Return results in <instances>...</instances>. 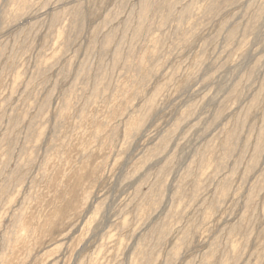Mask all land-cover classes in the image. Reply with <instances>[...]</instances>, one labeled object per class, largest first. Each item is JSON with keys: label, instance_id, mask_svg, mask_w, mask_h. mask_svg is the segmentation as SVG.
<instances>
[{"label": "rangeland", "instance_id": "rangeland-1", "mask_svg": "<svg viewBox=\"0 0 264 264\" xmlns=\"http://www.w3.org/2000/svg\"><path fill=\"white\" fill-rule=\"evenodd\" d=\"M211 1L0 0V264H264V0Z\"/></svg>", "mask_w": 264, "mask_h": 264}, {"label": "bare ground", "instance_id": "bare-ground-1", "mask_svg": "<svg viewBox=\"0 0 264 264\" xmlns=\"http://www.w3.org/2000/svg\"><path fill=\"white\" fill-rule=\"evenodd\" d=\"M161 1H163V0H161ZM161 1H160V3H161ZM177 1V0H176ZM213 1V0H212ZM212 1H211V3H212ZM214 1H216V0H214ZM213 1V4H211L210 3V9L211 8H213L212 10H214V7L216 6ZM221 1V0H220ZM224 1V0H223ZM222 1V2H223ZM28 2H29V0H28ZM77 2V1H76ZM158 0H141V6H140V8H141V11H140V14H139V16H138V25H137V27L136 28H134L135 29V31H134V36H133V40H134V42H135V40H137V42H138V39L140 40V37L141 36H143L146 32L147 33H149L150 31H149V29H150V27H151V25H150V21H149V15H150V13H152V12H154L155 13V11L157 10V11H159V7H158ZM164 2H166L167 4L165 5V3H163V5H165V11H166V13L165 14H163L164 12H163V10H160L159 12L160 13H162L163 14V20H162V22H165V20H167L168 19V17L176 10V6H177V4H176V6H175V0H169V1H166V0H164ZM180 2V1H179ZM218 2V1H217ZM216 2V3H217ZM74 4H75V2H73ZM219 3V2H218ZM26 4L28 5V3H27V0H22V15H24V10L26 9L25 7H26ZM79 4V3H78ZM189 4H191V3H189ZM186 5V6H183V9L182 10H180V11H182V15L180 16V18H182L185 14H186V12L187 11H189V9H191V5ZM193 5V4H192ZM71 6V5H70ZM74 6V5H73ZM78 6V5H77ZM76 6V9H75V11H76V14H78V12L80 11V7L78 6L77 7ZM217 6H218V4H217ZM33 7V6H32ZM75 7V6H74ZM164 8V7H163ZM174 8H175V10H174ZM217 9V8H216ZM215 9V10H216ZM18 11H20V10H18ZM67 11V10H66ZM71 11V10H70ZM156 11V12H157ZM208 11V10H207ZM211 11V10H210ZM69 12V11H68ZM261 12V11H260ZM174 13H176V12H174ZM261 13H263V12H261ZM261 13H259V14H261ZM19 14V13H18ZM55 14V13H54ZM62 14H63V12H62ZM156 14V13H155ZM155 14H153V15H155ZM258 16V15H257ZM260 16V15H259ZM26 17V16H25ZM39 17V16H38ZM37 17V18H38ZM58 17V13L56 14V17H55V19L57 20V19H59V17ZM152 17V16H151ZM150 17V18H151ZM162 16L160 15V18H161ZM18 18V17H17ZM255 18H257V17H255ZM13 19V18H12ZM22 19V18H21ZM26 19V18H25ZM63 19V18H62ZM170 19V18H169ZM259 19V18H258ZM16 21H18V20H16ZM20 21V20H19ZM161 21V20H160ZM21 22V21H20ZM26 22V21H25ZM128 23V25H126V26H129L130 27V22L129 21H127ZM22 24H23V21H22ZM164 24V23H163ZM162 24V25H163ZM14 25H16V24H14ZM64 30V28H62V31ZM61 31V32H62ZM149 31V32H148ZM59 32H60V30H59ZM113 33V32H112ZM112 33L110 32L109 33V31H108V34H107V37H106V42H105V39H104V42H105V44H104V46H110V44L112 43V41L114 40V35H112ZM106 35V34H105ZM147 35V34H146ZM144 37V36H143ZM136 45V44H135ZM103 46V47H104ZM118 46V45H117ZM108 49V48H107ZM106 50V49H105ZM115 52L113 53L114 54V56H113V60H114V65L115 64H117L119 61H120V58H122L121 57V51H122V49L120 48V46L119 47H116V49L114 50ZM142 59V58H141ZM140 62H141V60H140ZM142 62H143V60H142ZM140 64V63H139ZM116 66V65H115ZM237 86V85H236ZM239 87V86H238ZM98 89V88H97ZM236 89H237V87H236ZM239 91V90H238ZM155 95V94H154ZM153 95V96H154ZM156 100V99H155ZM255 101H257V100H255ZM149 106L151 107L153 104H155L154 102H153V98H152V100H150V102H149ZM150 107H147L148 109H150ZM247 112H249L248 110H247ZM247 113L245 112V115H246ZM249 114V113H248ZM140 119V118H139ZM141 120V119H140ZM134 122V121H133ZM132 122V123H133ZM144 123V122H143ZM140 124V123H139ZM237 124H239V123H237ZM141 125V124H140ZM142 126V125H141ZM140 126V127H141ZM227 126V125H226ZM239 126V125H238ZM263 126H264V124H263ZM140 127H138V128H140ZM233 129V128H232ZM263 129V128H262ZM137 130V129H136ZM229 131V130H228ZM261 132V131H260ZM232 133V132H231ZM260 134V133H259ZM239 135V134H238ZM235 136V133L233 132L231 135H230V137L231 138H233ZM260 137H261V140L263 139V137H264V132L262 131L261 132V135H259ZM228 137V136H227ZM229 138V137H228ZM230 139V138H229ZM228 139V140H229ZM236 139V138H235ZM224 140H225V137H224ZM223 140V141H224ZM226 141V140H225ZM230 141H231V139H230ZM229 141V142H230ZM227 142V141H226ZM224 143V142H223ZM228 144V143H227ZM258 144V143H257ZM261 148H263V142H262V147H261V143L258 145V147H257V152H256V154H257V156H259L258 155V153H259V151L261 150ZM262 154V153H261ZM261 156V155H260ZM255 157V156H254ZM254 159V158H253ZM255 160H258V159H255ZM169 163V162H168ZM256 163H257V161H256ZM254 165H255V162H254ZM253 165V166H254ZM168 168V167H167ZM227 181V180H226ZM225 182V181H224ZM228 182V181H227ZM226 183V182H225ZM224 183V184H225ZM229 183V182H228ZM224 184H221V186H223ZM228 185V184H227ZM226 186V185H225ZM226 188V187H225ZM222 189V188H221ZM227 189V188H226ZM226 191H224V193H225ZM227 194V193H226ZM223 195V194H222ZM226 196V195H225ZM254 196V195H253ZM19 216V215H18ZM21 216V215H20ZM164 233H165V231H164ZM146 251V250H145ZM235 251H236V248H235ZM146 253V252H145ZM152 254V253H151ZM237 254V253H236ZM149 255V254H148ZM147 255V256H148ZM144 257V256H143ZM231 259V258H230ZM228 261V260H227ZM231 261H232V259H231ZM233 263V262H232ZM212 264V263H211Z\"/></svg>", "mask_w": 264, "mask_h": 264}]
</instances>
